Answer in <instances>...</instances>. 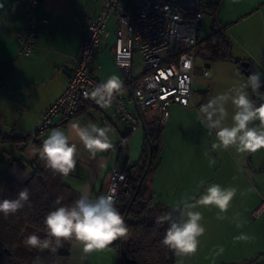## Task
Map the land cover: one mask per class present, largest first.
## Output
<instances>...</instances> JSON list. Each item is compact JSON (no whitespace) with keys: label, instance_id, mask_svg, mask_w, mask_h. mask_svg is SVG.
<instances>
[{"label":"crops","instance_id":"obj_1","mask_svg":"<svg viewBox=\"0 0 264 264\" xmlns=\"http://www.w3.org/2000/svg\"><path fill=\"white\" fill-rule=\"evenodd\" d=\"M129 3L130 0H121L122 5ZM102 5L103 0H41L34 12L39 17L47 18L48 23L41 25L32 53L22 56L18 54V45L14 38L15 33L23 30L26 24L22 1L0 0V128L14 137L26 138L25 135L37 126L43 111L65 89L73 69L74 57L80 49L84 25L98 15ZM257 14L264 37V1L250 10H240L234 19L225 20L223 28L227 31L234 30L229 34L232 59L247 58L252 62L254 71L264 74V38L258 39L255 36L254 23L251 26L246 23L241 30L236 29ZM116 25V17L112 13L106 23L108 35L100 40L91 70L102 82L111 75H117L121 79L123 88L119 94L137 114L140 127L130 130L110 109L100 110L90 100L83 99L75 116L70 119L56 116L52 125L38 138L43 141L53 129L70 134L71 125L76 123L81 126L95 123L100 127L111 128L108 135L113 147L97 153L95 158L89 156L77 137H71L77 146L76 167L69 175L63 176V182L76 191L87 188L93 198L103 194L108 174L114 168L123 169L125 165H129L133 185V175L136 171L133 165L143 153L146 128L157 126L156 113L151 110L139 112L132 97V88L141 75L134 70L136 61L140 60V54H133V66L127 78L123 77L114 61ZM206 46L207 42L201 41L199 33L197 54ZM196 67L197 71L201 72L197 73L194 80L193 93L202 89L204 98L197 102L192 94L193 104L189 106L173 103L167 122L161 125L159 159L148 175L146 184L153 202L173 209H182L185 200L191 203L198 199L201 195L199 189L212 183L222 187L237 186L240 180L250 179V173H255L264 163V153L259 151L254 157V152L238 153L235 147L213 150L212 144L218 143L215 131L209 134L206 123L201 120V104L214 97L208 92L210 84L206 79L211 72L229 70L240 74L236 64L227 57L218 56L212 63L205 61L199 66L196 61ZM205 68L209 71L206 78L201 76ZM261 79H264V75ZM225 108L230 109V105L226 103ZM229 114L228 112L224 121L225 126L233 124ZM192 117H197L199 123L191 122ZM199 137L202 138L201 141L194 144V138ZM39 148L38 143L28 140L15 144H0V172L4 170L16 180L24 181L31 174L36 159H42L38 153L33 155L31 152V149ZM16 154H19L17 158ZM257 250L221 257L211 264L246 261ZM119 262L120 253L112 245L104 250L84 254L79 242L73 240L70 244L67 264Z\"/></svg>","mask_w":264,"mask_h":264},{"label":"built area","instance_id":"obj_2","mask_svg":"<svg viewBox=\"0 0 264 264\" xmlns=\"http://www.w3.org/2000/svg\"><path fill=\"white\" fill-rule=\"evenodd\" d=\"M26 24L14 35L18 54L28 56L37 44L40 27L48 23L34 10L41 0H21ZM207 0H103L96 17L84 25L80 49L73 60V69L65 89L43 111L37 126L29 132L30 141L49 128L56 116L68 118L78 109L83 99L90 100L100 110L110 109L125 122L130 130L140 127L137 114L127 100L117 94L108 108H101L86 96L102 81L93 74L91 67L99 49L100 40L107 36L106 23L112 13L117 25L114 40V61L124 78L131 74L133 54L139 53L142 72L132 88L134 104L139 112L154 111L157 126L167 122L168 106L193 104V83L197 76L196 57L199 48L201 21ZM214 44L215 40H210ZM205 68L201 76L206 78ZM147 133H145V137ZM130 166L111 169L103 192L115 189V205L129 196L132 178ZM264 202L251 214L258 217Z\"/></svg>","mask_w":264,"mask_h":264},{"label":"clouds","instance_id":"obj_3","mask_svg":"<svg viewBox=\"0 0 264 264\" xmlns=\"http://www.w3.org/2000/svg\"><path fill=\"white\" fill-rule=\"evenodd\" d=\"M264 74L253 72L247 82L239 87L221 93L201 104L199 112L202 122L206 123L209 134L214 130L218 143L212 144V149L228 150L235 147L238 153L256 152L264 148V105L256 106L250 99L247 89L259 93L262 86L261 76ZM123 83L117 75H111L106 81L98 84L86 96L92 99L101 108L112 105L114 97L121 92ZM264 95V93H260ZM231 101L235 107L232 116V126H225L224 121L228 116L225 104ZM260 121L258 127H249L253 121ZM109 126L100 127L95 123L81 126L79 123L71 125L70 134L59 129H53L51 134L43 140L39 149H31L33 155L39 156L45 161V167L51 170L53 175L67 176L76 167V143L72 142L74 135L78 138L91 158L97 153L105 152L113 147L109 138ZM79 197L70 206H60L51 211L45 217L46 236L41 238L37 234L25 237L23 243L31 249L39 251L49 250L56 253L64 246L66 241L79 242L84 254L93 251L104 250L114 241L127 238L129 228L124 217L115 206V189L108 193L92 197L87 188L79 189ZM236 195L235 188H224L212 183L198 199L193 202L185 200L180 211L181 219L174 221L171 212L157 217L156 223L163 225L169 222L165 231L162 244L171 250L177 257L194 254L197 251L199 237L205 229L200 223L203 219L198 206H216L220 212H226ZM29 200L28 188H24L15 199L0 201V213L5 216L15 214L24 203ZM55 204L61 203L57 198ZM237 218L239 214H236ZM220 218V217H218ZM240 225L238 224L237 227ZM237 240H248L249 237L241 235ZM33 264H41L36 257Z\"/></svg>","mask_w":264,"mask_h":264},{"label":"trees","instance_id":"obj_4","mask_svg":"<svg viewBox=\"0 0 264 264\" xmlns=\"http://www.w3.org/2000/svg\"><path fill=\"white\" fill-rule=\"evenodd\" d=\"M209 5L207 0V9ZM217 6L218 4L213 11L214 23ZM221 29L212 28L210 37L216 40V47L221 49L222 57H227L230 41L226 35L222 34ZM240 62L241 59H237L234 63L239 72L244 73ZM79 110L80 102L77 111L72 116L63 119L72 118ZM146 133L143 153L139 161L133 165L136 171L133 175L134 183L129 196L115 205L120 214L125 215L124 220L129 228V234L127 238L118 239L111 245L120 253L119 264H174V253L162 244L169 222L159 225L156 220L157 217L171 212L172 219L179 222L180 211L153 202L148 189L142 191L141 187L128 208L136 185L147 166L149 152L151 151V160L143 183L147 184L148 175L153 171L159 159L161 126L148 127ZM42 134L32 140L38 143L39 147L42 146L43 141H39L38 138ZM25 137H14L0 128V144L30 141L29 133ZM24 188H28L29 191V200L24 203V206L15 214L5 216L0 213V264H33L36 257L40 258L41 264H67L69 247L73 240L66 241L64 246L54 254L49 250L39 251L28 248L23 241L30 234H37L44 238L47 232L45 217L60 206H70L80 193L64 184L63 176L53 175L51 170L45 167V161L39 158L36 159L31 174L24 181L16 180L4 170L0 172V201L15 199L19 191ZM58 197L61 198L59 205L54 203Z\"/></svg>","mask_w":264,"mask_h":264},{"label":"rangeland","instance_id":"obj_5","mask_svg":"<svg viewBox=\"0 0 264 264\" xmlns=\"http://www.w3.org/2000/svg\"><path fill=\"white\" fill-rule=\"evenodd\" d=\"M222 0H210L209 7L205 5L203 18L201 21L200 28V38L202 42H207L206 48L202 49L197 54V64L202 65L205 61L212 63L218 56H222L221 49H217L216 46L210 43V35L212 32V28L217 29L216 23H214V7L216 4L219 5ZM264 0H223L221 8L218 13V22L221 27L224 26L225 20H230L231 18H235L237 13L240 10H250L253 6L259 5ZM218 7V6H217ZM259 14L248 18L245 22L236 27L237 30H241L250 23H256V27L254 29L256 33V37L258 39L264 38L262 37V29H261V21L259 20ZM224 33L228 36L230 40V32L232 33L234 30H226L223 28ZM254 33V34H255ZM231 43V40H230ZM232 47V43H231ZM230 47V56L232 58ZM210 49V50H209ZM213 50V52H211ZM134 70L136 73L142 72V62L141 60H137L134 66ZM200 73L201 71H197ZM261 73V71H254ZM236 71H220V73L211 72L210 76L206 79L209 84L210 94L216 96L221 93L229 92L230 89H234L239 87L241 84L247 82L248 77L244 73L236 74ZM262 74V73H261ZM262 77V76H261ZM202 89H198L195 91L194 99L198 102L203 100L204 93ZM250 97L249 89H247ZM261 96L256 93L254 99H259ZM174 104H170L168 106V112L171 110V107ZM176 105V104H175ZM230 105V109H227L230 116L232 117L235 112V107L232 105L231 101L227 103ZM264 105L260 104L257 107ZM191 122L199 123V119L197 117H192L190 119ZM260 121H253L249 127H258L259 128ZM199 136V135H197ZM201 137L199 139L194 138V144L197 141H201ZM234 147V146H233ZM231 147V149L233 148ZM260 153H264V148L258 150ZM258 152H254V157ZM19 154H16L17 158ZM5 164V163H4ZM3 164V165H4ZM255 173H250V179L240 180L237 186L224 188H235L236 195L232 199L228 210L226 212H220V210L214 205L208 206H198L195 211H199L203 219L201 220V224L205 229L204 234L199 237V244L197 247V251L194 254H188L182 257H177L175 255L174 264H211V262L217 261V259L225 256H233L243 253L244 251H251L253 249H258L251 258H253L256 254H259L256 261L253 263H243L242 261H222L220 264H264V209H262L255 219H252L251 214L253 208L264 202V163H262L259 169H256ZM204 188L199 189L201 195L204 193ZM239 214L238 218L236 214ZM220 217V218H218ZM181 219V213H180ZM240 225L237 227V225ZM245 235L249 237L248 240H237L236 237ZM201 256V258H200ZM249 258V259H251ZM247 259V260H249Z\"/></svg>","mask_w":264,"mask_h":264},{"label":"water","instance_id":"obj_6","mask_svg":"<svg viewBox=\"0 0 264 264\" xmlns=\"http://www.w3.org/2000/svg\"><path fill=\"white\" fill-rule=\"evenodd\" d=\"M222 1H223V0H222ZM222 1H220L219 5H218V7H217V9H216V12H215V21H216L215 23H216V25H217V29H221V26H220V24H219V22H218V13H219V10H220V8H221ZM221 32H222L223 35H226L222 29H221ZM226 36H227V35H226ZM227 58H228V60L233 61V62H236V61H237V59H232V58H231V56H230V47H229V50H228V52H227ZM240 59H241L240 65H241V67H242L243 70H244V74H245L247 77H249V75H250L251 73L254 72L253 64H252V62H251L249 59H247V58H240ZM261 81H262V86H261V88L259 89V93H258L261 97H260L259 99H256V100H255V99H254L255 94L252 93V92H250V99H252V100L254 101V103L256 104V106H258V105H260V104H264V95H261V94H260V93H264V79H261ZM150 160H151V151L149 152V159H148L147 166H146V168H145V170H144V172H143V174H142V176H141L139 182H138L137 185H136L135 193H134V195L132 196L131 200L129 201L128 208L130 207V205H131V203H132V201H133V199H134V197H135V194L137 193L138 189L141 187L142 191H145V190H146V184H142V183H143V179L145 178L146 173H147V171H148L149 164H150ZM128 208H127V209H128ZM123 217H125V215H124ZM121 239H122V238H121ZM121 239H120V240H121ZM258 256H259V254H256L253 258H251V259H249V260H246V261H244L243 263H253V262L256 261V259H257Z\"/></svg>","mask_w":264,"mask_h":264},{"label":"flooded vegetation","instance_id":"obj_7","mask_svg":"<svg viewBox=\"0 0 264 264\" xmlns=\"http://www.w3.org/2000/svg\"><path fill=\"white\" fill-rule=\"evenodd\" d=\"M214 46H216V41H215V43H214ZM210 50V49H209ZM211 52H213L212 50H211Z\"/></svg>","mask_w":264,"mask_h":264}]
</instances>
